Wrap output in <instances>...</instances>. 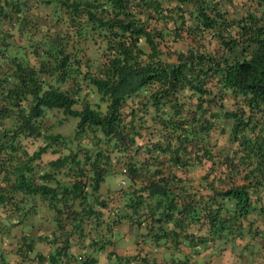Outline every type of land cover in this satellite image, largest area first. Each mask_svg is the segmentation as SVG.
<instances>
[{"label":"trees","instance_id":"trees-1","mask_svg":"<svg viewBox=\"0 0 264 264\" xmlns=\"http://www.w3.org/2000/svg\"><path fill=\"white\" fill-rule=\"evenodd\" d=\"M128 226L116 264L264 240V0H0V264H96Z\"/></svg>","mask_w":264,"mask_h":264},{"label":"rangeland","instance_id":"rangeland-1","mask_svg":"<svg viewBox=\"0 0 264 264\" xmlns=\"http://www.w3.org/2000/svg\"><path fill=\"white\" fill-rule=\"evenodd\" d=\"M91 102H95V96H91L89 98ZM46 116L50 120V124L52 125L51 133L53 134H59L61 136H64L66 138H72L75 134L78 119L69 117L65 115L62 111H54V112H47ZM42 141L37 142V145L41 144ZM51 155L46 156V160H50ZM122 175H116V176H110L107 178L106 182L101 187V194L106 195L109 190H115L119 189L120 187V181H121ZM127 188V187H126ZM118 204V202H117ZM50 229V225L46 223L44 227L42 228V232H46ZM257 240V239H256ZM127 241L125 239L120 240V245H125ZM239 247L237 250H233L232 252L228 253L229 245L227 246L228 250L225 253L222 254H230L231 261H238L240 264H253L255 262V258L258 259V261L262 260L264 256V240H259L257 243L255 239L251 236H246L244 240H239L238 242ZM223 245V244H222ZM246 245H252L255 246L253 253L250 252L249 248H246ZM38 251L47 252L50 250L49 244H38L37 245ZM9 250V249H8ZM255 252V253H254ZM9 255L7 257L17 258L16 254H13L9 251H7ZM158 256V254L156 255ZM160 258V257H158ZM193 258V257H192ZM219 257H213V261L216 264L219 261ZM175 261L178 260V258L174 259ZM169 261V260H168ZM103 264H112L108 259L102 261ZM113 264H116L115 261Z\"/></svg>","mask_w":264,"mask_h":264},{"label":"crops","instance_id":"crops-1","mask_svg":"<svg viewBox=\"0 0 264 264\" xmlns=\"http://www.w3.org/2000/svg\"><path fill=\"white\" fill-rule=\"evenodd\" d=\"M125 181L124 176H122L121 178V182ZM128 185V184H127ZM124 188H126L127 186H123ZM124 201V199H121ZM121 204V202H118V206ZM113 218V216H112ZM129 227V226H128ZM118 230V229H116ZM121 233L125 234V237L119 235V232H113L112 237H113V244L106 248L104 251L98 253L95 256V259L97 260L96 264H103L102 261L108 259V261H110L112 264L116 263V258L113 257V254L115 252V254L118 255H122L123 254H128L129 256H134L138 253H140V251L142 250L141 245L138 246V240L137 237L139 236L137 234V231H134V229L130 226L129 228L127 227H123L120 228ZM138 235V236H137ZM121 237V238H120ZM125 239L127 241V243L125 245H120V240ZM159 247L157 248L156 251H154V256H156L158 254V256H156L158 258V261H162L164 260L166 261H171L174 262L175 258H179L180 255L177 251H175V249L173 248L174 246L170 243L165 244L164 241L158 243ZM171 247V248H170ZM73 251L76 253V259H78L77 264H82V262H84V255H82V253L78 254V249L74 248Z\"/></svg>","mask_w":264,"mask_h":264},{"label":"built area","instance_id":"built-area-1","mask_svg":"<svg viewBox=\"0 0 264 264\" xmlns=\"http://www.w3.org/2000/svg\"><path fill=\"white\" fill-rule=\"evenodd\" d=\"M122 185H126V182H125V181H123V182H122Z\"/></svg>","mask_w":264,"mask_h":264},{"label":"clouds","instance_id":"clouds-1","mask_svg":"<svg viewBox=\"0 0 264 264\" xmlns=\"http://www.w3.org/2000/svg\"><path fill=\"white\" fill-rule=\"evenodd\" d=\"M120 185H122V182L120 183ZM126 185H127V183H126ZM126 185H122V186H126Z\"/></svg>","mask_w":264,"mask_h":264}]
</instances>
